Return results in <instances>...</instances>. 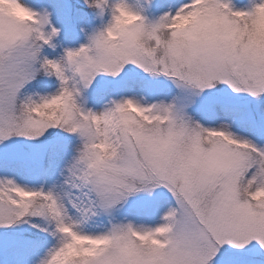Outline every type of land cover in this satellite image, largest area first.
<instances>
[{"label":"snow or ice","instance_id":"snow-or-ice-1","mask_svg":"<svg viewBox=\"0 0 264 264\" xmlns=\"http://www.w3.org/2000/svg\"><path fill=\"white\" fill-rule=\"evenodd\" d=\"M84 7L101 16L107 7L109 19L67 47L51 11L0 0V146L43 143L49 168L67 156L59 174L74 190L65 203L51 188L0 177V244L26 242L15 229L43 218L58 242L39 264H212L224 245L255 241L264 250V147L229 131L230 121L206 127L185 110L217 85L264 95V0L250 10L179 0L154 22L125 0H77L66 11ZM129 66L187 90L188 104L141 103V92L83 106L99 77L116 79ZM42 80L54 90L34 99L29 90ZM157 192L167 207L155 224L118 216L140 214L137 198Z\"/></svg>","mask_w":264,"mask_h":264},{"label":"rangeland","instance_id":"rangeland-1","mask_svg":"<svg viewBox=\"0 0 264 264\" xmlns=\"http://www.w3.org/2000/svg\"><path fill=\"white\" fill-rule=\"evenodd\" d=\"M22 2L38 12L51 11L52 21L62 28L58 41L67 47H78L85 43L86 35L102 27L109 19L108 8L106 15L104 13L102 16L97 15L92 11L90 14L84 12L73 19L75 12L66 11L67 5L75 6L72 0H22ZM114 2L115 0H108V5ZM174 2L179 0H150V2L149 0H125V3L133 10L139 11L149 22H154L163 15L169 4ZM227 2L235 10H250L261 0H227ZM81 27L84 29L83 33L80 31ZM56 51L59 52L60 49ZM129 68L130 70H126L116 79L99 77L91 90L87 92V99L83 102V106L96 110L109 99H116L121 95H135L137 99H140L141 92L144 93L141 103H155L161 99L167 103L175 98L178 108L188 104L190 93L187 90L178 89L169 79L150 78L141 70L131 66ZM132 81H137L144 87L129 88L128 85ZM54 87L52 80L37 81L31 86L29 94L36 99L54 90ZM212 109H215L216 118H212ZM185 110L206 127H216L219 122L230 121L229 131L251 140L257 146L264 147V95L252 98L247 94L234 93L227 85H217L215 89L206 91L196 98L194 104ZM69 143L71 144L72 141ZM44 152L43 143H31L21 138H12L8 143L0 146V177L6 176L30 188H42L45 191L51 188L58 192L66 203L74 192L62 183V177L59 174L60 167L67 156L57 159L49 168L41 162ZM137 200L144 205L140 214L125 209L118 216H127L138 224L152 225L158 222L160 212L167 207L160 192L153 197L141 195ZM33 223L38 227L32 228L30 225ZM82 227L84 231L89 232L101 230L92 224ZM53 228L54 226L43 218H32L30 224L18 226L15 234H19L26 242L10 246L5 237V242L0 244V264H39L46 259L49 249L57 245L58 235L52 234ZM212 264H264V250H261L255 241L250 242L243 250H235L224 245Z\"/></svg>","mask_w":264,"mask_h":264},{"label":"trees","instance_id":"trees-1","mask_svg":"<svg viewBox=\"0 0 264 264\" xmlns=\"http://www.w3.org/2000/svg\"><path fill=\"white\" fill-rule=\"evenodd\" d=\"M72 1L74 2L75 5L77 4V1H76V0H72ZM92 11H94V10L89 9V8H87V7H84L82 11H80V12H75V13H74V17H73V19H75L76 16H79L80 14H82V13H84V12L90 14ZM106 13H107V7H106V9H105V11H104V14H105V15H106ZM26 234H30V233H26Z\"/></svg>","mask_w":264,"mask_h":264}]
</instances>
